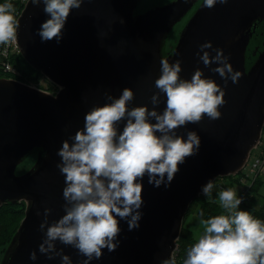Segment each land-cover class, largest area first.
Instances as JSON below:
<instances>
[{"label": "water", "instance_id": "obj_1", "mask_svg": "<svg viewBox=\"0 0 264 264\" xmlns=\"http://www.w3.org/2000/svg\"><path fill=\"white\" fill-rule=\"evenodd\" d=\"M198 1L173 0L135 15L138 0H85L81 8L71 10L57 43L41 41L38 30L50 17L43 3L34 6L27 0L17 19L19 53L59 90L53 93L0 77V209L8 202L26 203L0 264H62L60 256L49 259L39 251L46 236V228L40 229L45 209L52 210L49 225L65 214V176L57 153L65 140L71 141L84 128L93 107L111 102L108 95L115 99L124 88H131L134 99L129 110L143 105L151 110V97L159 91L155 80L161 75V59L170 64L180 61L182 79L190 80L202 69L206 78L225 89L220 118L210 120L205 115L199 123L175 130L185 139L195 131L199 149L179 165L170 184L165 178L156 187L147 174L143 177L139 227L129 230L127 220L117 217L118 247L111 252L103 249L102 257L90 264H165L177 250L186 216L203 194V186L241 172L264 130V42L252 40L258 21H264V0H228L213 8L205 7L202 0L165 52L168 35ZM208 41L213 47L205 50L212 56L213 49H224L234 71L241 73L238 82L229 79L225 84L212 71L218 63L205 66L200 60V45ZM252 52L254 56H248ZM160 100L156 107L163 112L166 95L161 93ZM125 124L126 119L117 125L118 134ZM34 150L39 152L36 164L17 175V166ZM56 249H63L72 264L87 259L60 241ZM33 251L35 260L30 258Z\"/></svg>", "mask_w": 264, "mask_h": 264}, {"label": "clouds", "instance_id": "obj_2", "mask_svg": "<svg viewBox=\"0 0 264 264\" xmlns=\"http://www.w3.org/2000/svg\"><path fill=\"white\" fill-rule=\"evenodd\" d=\"M84 2L31 0L34 6L43 3L50 17L38 30L41 41L56 39L59 43L71 10L81 8ZM218 2L225 4L228 0H205L204 6L213 8ZM15 11L10 0L0 3V45L17 39ZM212 47L211 41L200 45V60L205 66L218 63L212 71L225 84L229 79L238 82L241 73L234 71L224 49H213L216 55L212 56L205 50ZM160 66L161 75L155 80L159 91L151 97V110L148 105L129 110L134 92L126 87L118 98L108 95L111 102L93 107L85 116L84 128L71 141L63 142L57 155L61 157L58 167L65 176V214L49 225L47 217L52 210L45 209L40 225L42 231L46 228V236L39 251L48 254L49 259L60 256L62 264H72L63 249L57 251L56 241L74 247L87 258L78 264L100 259L105 248L114 251L120 233L117 217L127 220L129 230L139 227L143 177L147 174L148 182L156 187L164 184L165 178L170 184L179 165L199 149L201 141L195 131L185 139L175 130L199 123L205 115L210 120L220 118L218 109L225 103V89L214 79L206 78L202 69H197L190 80L182 79L180 61L170 64L161 59ZM161 93L166 95L163 112L156 107ZM125 119L123 131L118 134L117 125ZM212 189L211 181L202 188L210 200ZM218 202L228 214L200 221L203 234L196 235L197 242L187 251L183 264H264V223L249 211L237 210L242 201L231 188L218 192ZM30 258H37L35 251ZM165 264H176L175 257Z\"/></svg>", "mask_w": 264, "mask_h": 264}, {"label": "trees", "instance_id": "obj_3", "mask_svg": "<svg viewBox=\"0 0 264 264\" xmlns=\"http://www.w3.org/2000/svg\"><path fill=\"white\" fill-rule=\"evenodd\" d=\"M5 0H0L3 3ZM253 43L259 45L264 42V21H258V27L254 32L252 38ZM2 45H0L1 48ZM11 62L14 67L20 72V80L26 83H38L39 78L42 76L40 72L34 69L18 52H15L11 56ZM11 77L8 73L3 71L0 66V77ZM42 88L52 90L54 86L52 83L49 87L40 86ZM219 189H221V184L216 181L213 184V189L211 193V200L204 194L199 196L191 205L188 214L193 210L195 205L198 206V214L204 219H209L213 216L220 215L221 207L217 201V196ZM26 203L20 202L17 204L8 202L5 203L0 209V257L3 256L5 250L12 241L14 235L16 234L20 223L25 215ZM201 213L203 215H201ZM187 214V215H188ZM251 215L264 223V202L259 208H253ZM197 242L193 235V231L187 227L185 224L182 228L181 235L178 239V247L175 255L176 264H183V261L187 258V251Z\"/></svg>", "mask_w": 264, "mask_h": 264}, {"label": "rangeland", "instance_id": "obj_4", "mask_svg": "<svg viewBox=\"0 0 264 264\" xmlns=\"http://www.w3.org/2000/svg\"><path fill=\"white\" fill-rule=\"evenodd\" d=\"M173 0H138L135 15L142 14L149 9L165 5ZM188 15H186L170 32L163 47L166 52L169 50L170 46L175 43L179 36L181 28L188 21ZM40 85L44 87H49L51 83L46 76H41L39 78ZM261 147L255 148L253 150L252 159L259 154ZM39 158V152L34 150L17 166L16 174L20 175L27 172L31 167H33ZM246 172V171H245ZM240 172V174L221 177L217 181L221 184V189L219 191L231 188L236 194L237 198L241 199V204L238 206L237 210H246L251 213L253 208H259L264 202V162L261 165L260 173L256 176H247V173ZM218 201V196H217ZM219 203V202H218ZM220 204V203H219ZM221 207V205H220ZM198 206L195 205L193 210L186 216L184 224L193 231V235L196 238L197 234H203V226L200 221L204 218L200 217L198 214ZM227 211L221 207L220 215H227ZM177 251V250H176ZM176 251L174 257L176 255Z\"/></svg>", "mask_w": 264, "mask_h": 264}, {"label": "built area", "instance_id": "obj_5", "mask_svg": "<svg viewBox=\"0 0 264 264\" xmlns=\"http://www.w3.org/2000/svg\"><path fill=\"white\" fill-rule=\"evenodd\" d=\"M10 2L15 6L16 9L15 17L16 19H18L27 0H10ZM18 51L19 50L17 46V40L15 42H11L8 45H2L0 48V66L3 69V71L8 73L11 76V78L14 79H19L21 76L20 72L14 67L13 63L11 62L12 54ZM33 85L38 87L37 84H33ZM58 89L59 88L57 86H54L52 92L55 93L56 91H58ZM259 147H261L259 154H257L252 159L253 150ZM255 148L251 151L249 160L245 164L244 168L241 170V172L246 171L245 173H247V176H256L257 174L260 173L261 165L264 162V130L262 132L261 139Z\"/></svg>", "mask_w": 264, "mask_h": 264}, {"label": "flooded vegetation", "instance_id": "obj_6", "mask_svg": "<svg viewBox=\"0 0 264 264\" xmlns=\"http://www.w3.org/2000/svg\"><path fill=\"white\" fill-rule=\"evenodd\" d=\"M201 1L202 0H199L195 5H194V7L188 12V18L193 14V12L196 10V8L200 5V3H201ZM259 50V47H258V49L256 50V54L259 52L258 51ZM252 54V55H251ZM255 54V53H254ZM249 55H251V57H253L254 55H253V52L252 53H248V56Z\"/></svg>", "mask_w": 264, "mask_h": 264}]
</instances>
